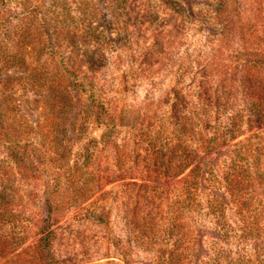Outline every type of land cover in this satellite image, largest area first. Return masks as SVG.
<instances>
[{"label": "rangeland", "instance_id": "rangeland-1", "mask_svg": "<svg viewBox=\"0 0 264 264\" xmlns=\"http://www.w3.org/2000/svg\"><path fill=\"white\" fill-rule=\"evenodd\" d=\"M10 2L0 15L3 52L17 56V35L34 10L47 22L86 23L90 59L81 71L67 69L71 52L56 45L42 62L0 65V102L11 101L29 127L34 156L31 168L19 169L0 144V186L14 175L18 186L10 201L0 197V264L211 258L214 223L206 218V230L201 219L190 221L200 214H186L178 200L191 169L173 180L165 172L187 155L195 166L200 133L214 137L218 119L233 116L243 117L245 135L235 142L245 146L216 150L215 173L248 157L264 171V125L249 98H264V0H30V9ZM40 67L55 74L59 67L74 82L72 103L59 114L51 90L26 84ZM253 100L263 112L264 102ZM226 212L240 225L235 206Z\"/></svg>", "mask_w": 264, "mask_h": 264}, {"label": "trees", "instance_id": "trees-1", "mask_svg": "<svg viewBox=\"0 0 264 264\" xmlns=\"http://www.w3.org/2000/svg\"><path fill=\"white\" fill-rule=\"evenodd\" d=\"M14 1L17 3L16 7L22 4L27 9L33 7L30 0H11L12 3ZM5 6H7V0H0V15L4 14ZM28 17L29 22L17 35V56H9L3 52L6 49H3V44L0 42V65L4 62H6L5 65H10L13 61L22 63V66H28L27 64L30 62H42V57L48 54L50 47L57 45L60 48L66 47L71 52L66 68L71 66L74 71H81L85 60L90 59L85 53L88 41L87 24H81L76 20L73 21L74 25L68 24L61 17H55L47 22V20H41L42 18L34 10H30ZM4 19L5 16H0V22L5 21ZM2 52L5 55L1 54ZM55 70L58 74L52 73L44 67L35 68L32 76L35 79L26 84L36 91L43 88L51 90V110L53 113L59 114L72 103L70 87L74 82L70 84L71 82L67 80L65 73L61 72L59 67ZM249 98L251 107L255 109L258 118L262 119L261 124L264 125V111L262 112L260 103L253 100L255 98L264 102V98H259L254 93L253 96L250 93ZM37 101L39 104H45L43 100ZM207 103L205 106L210 105ZM47 104L48 102L45 107ZM16 113L11 101L4 99L0 102V144L6 146L12 161L19 169L23 164H29L28 168H31L33 163L31 159L34 156L27 147L26 142L30 140L28 138L25 140L30 133L29 127L17 119ZM242 119L243 117L240 118V116L219 118L221 132L215 133L214 137L203 132L200 133L198 152L200 161L192 167L193 162L189 160L190 155H187L185 160L180 162L181 164H171V167H168L165 172L168 179L173 180L191 169L179 180L182 184L178 197L181 208L186 214L191 215L197 210L200 218L197 220L195 216H191L189 220L199 222L201 219V226L204 229L206 218L214 223L213 240H210L208 245L212 253L211 258L200 257V264H256L257 262L264 264V225L261 223L264 218V193L261 192L264 190V171L253 168L248 156L246 163L232 159L222 177L215 173L211 165L216 150L226 147L224 149H228L230 153H236V150H233L234 147L241 149L242 146H245L241 140L235 142L245 135L239 128ZM251 152L253 150L247 151V154L251 155ZM2 181L1 200L8 199L10 201L15 197L18 189L17 178L15 175L9 176L4 177ZM204 201L206 205H204ZM229 204L235 206V214L239 216L240 225H231L227 221L225 213H227L226 207ZM204 229L200 240L201 252L205 251V237L208 235Z\"/></svg>", "mask_w": 264, "mask_h": 264}]
</instances>
